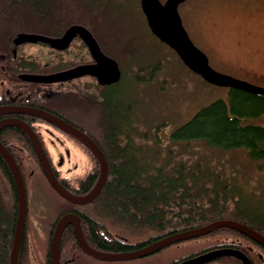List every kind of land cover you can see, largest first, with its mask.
<instances>
[{
  "label": "rangeland",
  "instance_id": "1",
  "mask_svg": "<svg viewBox=\"0 0 264 264\" xmlns=\"http://www.w3.org/2000/svg\"><path fill=\"white\" fill-rule=\"evenodd\" d=\"M89 1L95 22L88 27L100 38L105 52L120 63L124 79L117 94L135 108L134 125L123 126L121 141L129 142L136 160L145 165L147 172L155 173L160 166L173 172L175 164L182 160L217 173L230 191L225 206L232 220L264 228L261 160L251 158L245 148L222 150L204 141L177 143L171 139L172 133L202 107L218 99L228 101L230 88L205 81L160 41L148 26L140 0ZM179 13L191 40L208 56L213 69L264 87V0H187L179 6ZM42 47L30 46V53H38ZM149 64L154 67L153 73L145 69ZM243 123L264 126V114L248 117ZM43 132L48 156L61 178H77L94 168L95 159L81 145L58 132ZM21 158L28 194L31 256L35 264H40L45 261L48 234L63 199L48 184L32 154L23 153ZM0 198L11 206L12 194L1 172ZM205 207L210 209L208 201ZM100 220L112 233L130 242L164 233L110 216L103 215ZM213 233L132 261L82 258L75 264H169L206 248H217L233 237Z\"/></svg>",
  "mask_w": 264,
  "mask_h": 264
},
{
  "label": "trees",
  "instance_id": "2",
  "mask_svg": "<svg viewBox=\"0 0 264 264\" xmlns=\"http://www.w3.org/2000/svg\"><path fill=\"white\" fill-rule=\"evenodd\" d=\"M89 2V0H0V65L5 64L3 61L5 59H13L12 40L17 33L34 32L50 37L60 36L72 25L88 27L94 24L95 16L91 13ZM22 54L20 51L19 57ZM6 71L8 72V69ZM2 73L3 68L0 66V75ZM118 88L119 86L117 90ZM112 106L109 103L103 106L105 107L103 114L100 109L92 112L94 119L103 122L91 127L92 129H87L106 155L109 164L108 180L99 196L88 205L80 206L63 199L62 209L51 224L45 262L40 264H51L50 242L53 232L59 219L67 213H75L82 218L84 236L91 247L110 253L138 250L181 231L221 219H234L233 215L227 213L225 206L231 196L226 181L221 180L220 175L212 170L199 164L182 163L181 160L175 164L173 172L162 166L158 167L155 173L147 172L145 165L139 164L136 160L137 157L132 153L130 146H124L119 142V138L123 136V127L119 122L121 115L115 112ZM262 114H264V95L230 88L228 101L218 99L202 107L190 121L172 133L171 139L177 143L204 141L210 147L222 150L245 148L251 158L262 161L260 166L264 168V126L243 123L248 117ZM2 134L7 139L18 138L22 131L18 128H9ZM16 141L18 145L28 147L33 159L42 169L31 144L22 140L16 139ZM2 143L6 147L9 144L3 141ZM13 155L17 159V156ZM19 164L24 173L22 162ZM0 172L7 180L12 194L11 206L0 198V264H10L18 200L12 171L1 154ZM99 175L100 166L95 162L94 168L84 175L77 178H63L61 182L71 192L83 196L95 187ZM207 201L210 209L205 207ZM90 205H93L91 209H82ZM89 211L92 213L90 214ZM103 215L128 223L137 222L144 228L154 227L158 232L164 233L130 242L112 233L101 222L100 218H103ZM241 223L264 233V228L261 226ZM28 232L27 223L18 264H35L31 256ZM214 233L233 236L230 242L216 246L218 248H241L240 245L233 244V241H250L246 236L231 229L223 228ZM72 248L81 250L74 228L69 225L61 240V264H63V254ZM218 262L241 264L233 258H223Z\"/></svg>",
  "mask_w": 264,
  "mask_h": 264
},
{
  "label": "water",
  "instance_id": "3",
  "mask_svg": "<svg viewBox=\"0 0 264 264\" xmlns=\"http://www.w3.org/2000/svg\"><path fill=\"white\" fill-rule=\"evenodd\" d=\"M185 1L187 0H166L165 2H163V0H141L142 11L146 17L151 32L160 41L171 47L183 63L193 72L200 75L205 81L221 87L234 88L252 94L264 95V87L237 79L211 67L208 56L193 43L183 25V21L179 13V6ZM78 35L88 46L95 63L80 65L55 75L31 76L30 78L28 77V79L37 82H57L91 75L97 78L99 84L101 85H110L119 82L122 77V71L119 63L102 51L93 34L83 25L76 24L70 26L63 36L59 38L48 37L40 34L21 33L14 40V43L16 46H19L24 43L43 42L49 44L54 49L65 50ZM14 52L16 53V50ZM24 111L25 110L21 108L0 107V116L3 114L23 113ZM33 113L74 136L95 155L100 165V175L95 187L88 194L83 196L77 195L61 183L55 174L54 168L43 144L40 142L33 129L27 126L24 122L18 119L2 120L0 121V131L5 127H17L25 131L32 140L33 147L38 155L45 177L54 191L66 201L76 205L83 206L92 203L99 196L108 180L109 164L105 153L89 135L65 122L61 118L39 110H34ZM0 154L11 169L16 186L18 211L10 264H18L20 250L24 242L27 226V187L17 159L1 141ZM81 222V217L75 213H67L59 219L50 243L51 264H60L61 240L65 229L69 225L74 228L77 243L82 251L91 257L106 262H124L144 258L171 245L203 237L223 228L234 230L264 247V234L260 231L236 220L221 219L201 227L163 237L138 250L124 253H110L96 250L89 245L84 236ZM222 258H235L240 261L241 264H252L251 259L247 256V254L241 250L233 248L215 249L187 259L178 264H207Z\"/></svg>",
  "mask_w": 264,
  "mask_h": 264
},
{
  "label": "flooded vegetation",
  "instance_id": "4",
  "mask_svg": "<svg viewBox=\"0 0 264 264\" xmlns=\"http://www.w3.org/2000/svg\"><path fill=\"white\" fill-rule=\"evenodd\" d=\"M165 1L166 0H163V2ZM86 28L89 29L90 32L93 34L98 44L100 45L102 51L107 54L102 46L100 38L92 32L90 27ZM66 30L60 36L51 37H62ZM25 33L40 34L34 32ZM19 34L20 33H17V35L12 40L13 59H5L3 60L5 64L0 65L3 68V73L0 75V107L21 108L27 112L24 111L23 113L3 114L0 116V121L6 119L21 120L27 126L33 129V131L35 132L44 147L45 134L43 132V129L58 132L62 136L66 137V139L75 141L77 144L85 148L87 152L90 153V155L94 157L95 161L97 162L95 155L82 142H80L71 134L61 130L54 124L49 123L43 120L42 118L36 116L33 111H44L53 116L61 118L65 122L80 129L81 131L90 136V134L85 131L86 128L98 126L101 122H103L100 119H94L92 112H96L100 109L101 114L105 113V107L103 108V106L109 103L113 105L112 107L115 109V112L117 111L121 115V120L119 122L122 127L129 124L134 125L135 108L133 103L131 104L129 103V101L126 102L125 100H122L117 94V87L120 86L124 79V72L120 66V63L119 66L122 71V77L119 82L110 85L99 84L97 78L91 75H86L67 81H31L28 79V77L30 78L31 76L35 77L55 75L61 72L68 71L80 65L93 64L95 63V60L93 59V56L88 46L85 44V42L79 35L74 38V40L71 42L70 46L67 49L58 50L52 48L49 44L43 42L24 43L19 46H16L14 40ZM41 45H43L44 47L39 48L38 53H30V46L40 47ZM15 50L16 53L14 52ZM20 51H22L23 54L19 57L18 54ZM6 67L8 69V72L6 71ZM145 69H148L149 72H154V67H152L151 64H149ZM9 128L17 127L3 128L0 131V140L9 143V147L7 146V148L10 149L11 152H13V154L17 156V159H19L18 162L20 163L22 162L21 154L26 153L28 156H30L31 152L28 147L18 145L16 139L18 141L22 140V142L25 143L28 142L27 144H31V146L33 147L32 140L30 136L21 129L20 130L22 131V134H19L18 138H5L4 136H2V133H4V131ZM121 138L122 137L119 138L120 143H123L124 146H130L129 142L124 143L121 141ZM45 150L47 152L46 147ZM33 152L37 155L35 149L33 150ZM55 172L59 179L62 180L59 171L55 169ZM233 244L240 245L241 248H226H233L243 251L251 259L252 264H264V248L257 242L251 239L250 241L235 240L233 241ZM209 248H206L208 250L203 251L199 255L224 247H217L212 249ZM196 256L198 255L193 254L190 256H185L183 258L174 260L169 264H178ZM62 258L63 264H75L82 258H89L90 260L96 262H106L91 257L84 251H82V249L79 250L76 248L69 249L65 254H63ZM61 262L62 261L60 260V264ZM207 264L220 263L218 262V260H216Z\"/></svg>",
  "mask_w": 264,
  "mask_h": 264
}]
</instances>
